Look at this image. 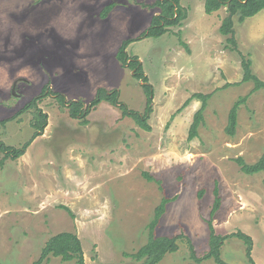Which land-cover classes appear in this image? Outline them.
Here are the masks:
<instances>
[{"label":"rangeland","instance_id":"obj_1","mask_svg":"<svg viewBox=\"0 0 264 264\" xmlns=\"http://www.w3.org/2000/svg\"><path fill=\"white\" fill-rule=\"evenodd\" d=\"M154 1L0 0V141L14 147L28 141L33 109L17 112L51 91L37 101L48 115L42 135L22 156L0 163V264H32L62 231L80 238L86 264H137L130 255L147 241V224L163 193L177 198L167 204L155 234L190 236L201 257L208 250L205 220L215 185L221 197L215 232L250 235L254 263L264 264V172L245 174L236 162L254 163L264 151L263 92L240 82L241 55L264 80V9L242 23L234 17L233 33L222 35L226 6L207 14L205 0H180L187 11L181 24L159 37H142L159 12L149 6ZM126 38H138L126 51L139 59L152 86L150 131L106 100L85 119L74 118L55 94H63L64 103L81 100L85 108L99 87L116 89L117 101L143 113V81L116 57ZM15 80L18 96L11 92ZM194 93L210 96L197 135L188 140L201 105ZM240 97L246 101L229 135L228 113ZM143 172L161 180L164 191ZM178 245L157 264H214L191 259L185 240ZM220 250L230 264H250L236 237ZM42 264L75 262L49 255Z\"/></svg>","mask_w":264,"mask_h":264},{"label":"trees","instance_id":"obj_2","mask_svg":"<svg viewBox=\"0 0 264 264\" xmlns=\"http://www.w3.org/2000/svg\"><path fill=\"white\" fill-rule=\"evenodd\" d=\"M113 5L114 4L111 2L104 6L103 11L101 12L102 18H106V16H108ZM149 6L157 7L159 9V12L151 17L150 25L142 32V37H159L168 32L169 27L181 24L182 20L187 16V11L180 4V0H155ZM222 6H226L227 14L221 20L219 32L222 35H229L233 33L234 17H236L238 22L242 23L246 18L251 17L264 9V0H205L204 12L207 14H211L212 12L217 11ZM135 40H138V38L123 39L116 53V57L122 65L132 67L135 70V77L143 81L142 87L144 89V92L146 93V105L143 113L128 109L124 103L117 101L118 91L116 89L109 92L105 88L99 87L97 89L95 97L85 108L83 101L70 100L64 103V95L59 92L55 93L57 99H59L62 104H66L68 106L70 116L74 118L85 119L89 114L90 108L96 106V104L101 100H106L113 105H117L124 116L131 117L134 122L142 129H144L145 131L151 130V127L150 125H148L146 120L150 112L152 111V86L147 83V77L142 71L139 59L136 56L130 57L126 51L127 46ZM227 41L232 42L234 44V47H236V43L232 37H229ZM180 42L184 46V48L189 51L187 44L181 39ZM241 66L243 74L240 82L251 81L253 83V90H262L264 97V80L260 79L253 72L251 68V59L249 57L241 55ZM49 92H51L50 89L47 93H44V91H42L38 96L34 97L17 112V114H19L23 110H27L30 108L33 109V117L30 124L34 128V132L31 135V138L19 147L6 145L2 141H0V152L3 154V158L1 159L0 163H2L4 159L14 160L22 156L32 140L37 136L42 135L47 125L48 115L37 106V101L46 96ZM192 96L201 99V105L194 113L193 120L188 131V140H192L197 135V128L202 120V113L206 107V101L209 98L210 94L194 93ZM245 101L246 97H240L233 103L232 107L230 108L228 113L227 125L225 127V131L227 132V134H235L238 108ZM86 122V120H83V123ZM236 162L240 166V170L245 174L251 175L261 171L264 172V151L254 163L248 164L244 162L241 157H237ZM143 175L148 181L156 182L162 192L164 191L161 185V180L154 178L148 172H143ZM203 194V188L197 191L198 200L203 197ZM213 194L214 199L213 204L209 210V218L205 220L209 229V236L207 238L208 250L203 256H197L190 236L184 235L182 233L173 236L155 234V227L159 224L161 216L166 210L167 204L177 198V196L168 197L164 193L162 194L160 202L155 206L152 217L147 224V241L130 256L137 261V264H157L165 254L177 251L179 247L178 241L179 239H183L185 240L186 245L189 249L190 258L195 262L212 259L214 264H230L221 257L220 249L227 238L236 237L245 244V256L247 258V261L250 264H255L252 258L253 240L250 235L242 232L241 230H237L235 232L224 235L217 234L215 232L212 222L216 212L221 206V197L217 185H215L213 188ZM64 208L68 212H70V209L68 207L65 206ZM49 255L60 257L62 261L74 260L75 264H86L83 256V247L81 240L75 233L70 231H62L51 236L43 245L38 259L32 264H42V262L47 259Z\"/></svg>","mask_w":264,"mask_h":264},{"label":"water","instance_id":"obj_3","mask_svg":"<svg viewBox=\"0 0 264 264\" xmlns=\"http://www.w3.org/2000/svg\"><path fill=\"white\" fill-rule=\"evenodd\" d=\"M17 83H18V81L15 80V81L13 82L12 89H11L12 94H13V95H16V96H18V94H16V91H15V88H16Z\"/></svg>","mask_w":264,"mask_h":264}]
</instances>
